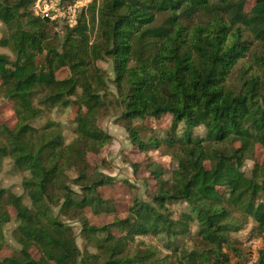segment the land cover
Masks as SVG:
<instances>
[{
    "label": "trees",
    "instance_id": "16d2710c",
    "mask_svg": "<svg viewBox=\"0 0 264 264\" xmlns=\"http://www.w3.org/2000/svg\"><path fill=\"white\" fill-rule=\"evenodd\" d=\"M246 1L90 0L60 36L31 13L32 0H0V47L13 55L0 54V95L16 106L15 126L0 125V172L10 160L27 173L29 203L0 188V253L9 209L18 245L0 264H227L232 235L246 224L251 239L264 237V55L237 69L253 44L264 48V0L248 10ZM112 104L138 153L166 149L175 166L164 179L148 164L155 181L148 200L134 199L127 217L96 227L84 211L112 214L100 189L114 181L88 156L110 140L97 122ZM67 109H75L70 143L59 122L34 126ZM163 116L171 125L161 135L135 124ZM256 146L262 160L246 175ZM173 204L186 208L174 216ZM67 221L79 223L94 253L77 246ZM148 236L161 238L168 254L138 241ZM184 240L198 247L187 251ZM263 262L261 250L256 264Z\"/></svg>",
    "mask_w": 264,
    "mask_h": 264
},
{
    "label": "rangeland",
    "instance_id": "374dc122",
    "mask_svg": "<svg viewBox=\"0 0 264 264\" xmlns=\"http://www.w3.org/2000/svg\"><path fill=\"white\" fill-rule=\"evenodd\" d=\"M255 0L246 1V9L248 10ZM88 6V5H87ZM86 6V8H87ZM86 8L84 10H86ZM83 12V11H82ZM80 12V15L81 13ZM79 15V16H80ZM2 25L0 24V34L2 35ZM54 32H57L62 36L65 26L62 24L55 25ZM92 38L94 35H91ZM0 54H6L13 59L12 53L7 49L0 47ZM264 55V48H260L258 44H253L251 53L243 60V63H239L237 69L248 68L254 62L253 56ZM100 67L107 72L109 78H113L112 64L110 61H103L99 63ZM64 76V74H60ZM109 91L114 93L113 86L109 83ZM108 98L113 100L112 95ZM75 109L72 110H54L40 119L34 122V126L41 127L47 121H56L63 126V134L65 142L70 143L74 138L73 124L70 122ZM117 111L113 104L104 109L98 118L99 128L110 137L108 144L96 155L90 154L88 156V163L95 168H98L104 175L113 179L111 185H106L100 189L101 196L104 200L110 202L113 207V213H101L94 214L89 208L84 211L88 221L91 225L100 227L111 223L114 219H123L128 215V209L132 205L134 199L148 200V195L155 190V181L149 172L148 164L154 163L159 165L163 171L164 179H169L172 170L174 169V162L170 154L166 149L150 151L146 154L138 153L136 149L131 145L128 138V134L125 129L118 124ZM16 123V106L13 101L4 99L0 95V125L8 128H13ZM136 125L144 126L152 134H163L171 125V118L169 116H163L160 119L146 118L143 121H135ZM203 129L198 128L195 130V136H202ZM263 157V151L259 146L255 147L253 157L245 162L242 171L249 175L255 164L260 163ZM27 176L26 172L15 171L12 168L11 161L5 160L0 172V188L10 189L17 195H22L25 204L29 205L28 200L22 190V180ZM172 213L177 215L178 212L183 210L185 205H169ZM12 221L5 226L4 237L5 245L0 253V257H9L12 255L15 249L18 248L16 242L12 239L11 231L16 225L14 221L15 213L12 209H9ZM74 230L76 235L77 246L82 250H87L90 253H94V249L83 241L81 235V229L79 223L73 221H67ZM252 223L249 222L245 225L244 229L240 232L233 234L232 238L235 244L231 247V250L225 252L229 256V262L227 264H256V261H252L251 255L254 254L255 258H258L259 252L264 250V237L258 239L250 238V230ZM138 241H144L152 244L159 249L162 254H168L163 248L162 239L148 236L146 238H139ZM181 245L187 248V251L194 250L198 246L193 242H186L184 240ZM235 249V251L233 250ZM31 254L38 258V254L35 250H32Z\"/></svg>",
    "mask_w": 264,
    "mask_h": 264
},
{
    "label": "built area",
    "instance_id": "2783aa9c",
    "mask_svg": "<svg viewBox=\"0 0 264 264\" xmlns=\"http://www.w3.org/2000/svg\"><path fill=\"white\" fill-rule=\"evenodd\" d=\"M90 0H77L68 3L64 0H32L31 13L38 18L46 19L50 23L73 28L78 21L80 12L84 11ZM255 261V255H251ZM264 264V262H263Z\"/></svg>",
    "mask_w": 264,
    "mask_h": 264
}]
</instances>
